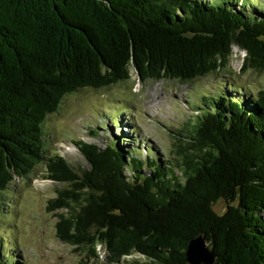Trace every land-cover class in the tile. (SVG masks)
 Segmentation results:
<instances>
[{
	"label": "trees",
	"instance_id": "1",
	"mask_svg": "<svg viewBox=\"0 0 264 264\" xmlns=\"http://www.w3.org/2000/svg\"><path fill=\"white\" fill-rule=\"evenodd\" d=\"M234 46L246 53L242 71L264 70L255 0H0V213L16 178L45 164L46 178L69 186L48 201L56 235L88 261L101 246L112 264L134 254L148 262L130 264H189V242L203 234L214 264H264V88L227 76L203 94L200 114L175 132L189 140L178 139L172 159L128 145L123 108L103 115V145L76 142L87 169L48 144V116L67 95L128 81L132 70L142 82L217 75ZM12 247L0 238V264L17 263Z\"/></svg>",
	"mask_w": 264,
	"mask_h": 264
},
{
	"label": "rangeland",
	"instance_id": "2",
	"mask_svg": "<svg viewBox=\"0 0 264 264\" xmlns=\"http://www.w3.org/2000/svg\"><path fill=\"white\" fill-rule=\"evenodd\" d=\"M255 1L264 8V0ZM245 54L244 50L234 46L228 69L190 82L168 79L142 82L137 71L132 70L128 81L69 94L59 109L48 116L49 147L65 156L79 171L89 168V162L76 142L82 140L103 145L106 134V129L100 125L105 120L103 115L114 112L107 108L117 111L123 108L119 119L128 132L131 131L128 145L136 146L143 158L149 145L162 160L172 159L176 156L178 139L189 140L175 132H185L190 120L194 121L200 114L203 94L217 91L227 76L250 92L264 88V70L247 68L242 71ZM108 116L106 120L111 122ZM45 174L46 166L40 164L30 178L17 177L12 184L11 206H4L5 212L0 213V238L15 245L8 252L17 254L16 264H112L106 260V250L101 246L97 248L99 259L88 261L82 249L57 237L58 216L55 211L48 210V201L57 195V189L69 186L48 179ZM214 208L223 212L225 201L219 200ZM134 259L148 262L143 256L134 254L125 257L120 264H130Z\"/></svg>",
	"mask_w": 264,
	"mask_h": 264
},
{
	"label": "water",
	"instance_id": "3",
	"mask_svg": "<svg viewBox=\"0 0 264 264\" xmlns=\"http://www.w3.org/2000/svg\"><path fill=\"white\" fill-rule=\"evenodd\" d=\"M216 254L203 234L192 238L186 250L189 264H214Z\"/></svg>",
	"mask_w": 264,
	"mask_h": 264
}]
</instances>
